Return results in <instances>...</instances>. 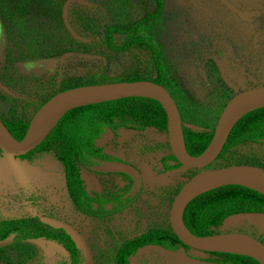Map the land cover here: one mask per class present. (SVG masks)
<instances>
[{"label":"rangeland","instance_id":"obj_1","mask_svg":"<svg viewBox=\"0 0 264 264\" xmlns=\"http://www.w3.org/2000/svg\"><path fill=\"white\" fill-rule=\"evenodd\" d=\"M63 1L0 0V83L7 89L0 86V118L27 121L46 98L64 87L124 80L130 75L152 80L157 75L146 46L116 52L104 42L108 25L128 26L155 9L153 0L69 2L68 18L86 41L71 37L63 24ZM225 1L229 7L220 0H162L158 17L131 33L112 37L117 45L140 35L154 42L163 85L175 99L184 125L196 130L213 131L216 115L231 95L264 84V0ZM91 110L84 109L81 115ZM96 144L142 171L143 185L132 205L104 219L85 217L59 179L39 176L25 166V171H18L17 162L1 154L0 217L60 216L87 240L89 264H111L123 239L143 229H169L175 192L198 169L179 165L160 173L159 157L171 149L167 133L153 128L140 132L121 128L115 134L106 128ZM148 150L152 153H144ZM235 163L264 168V144L241 141L220 153L209 167ZM88 175L94 181L88 180L91 188L96 180L115 187V176L91 171ZM34 185L46 188L44 197L53 196L48 200L57 204L55 210L31 201L29 189ZM211 230L246 232L264 243V213L229 215ZM54 246L47 251L30 242L11 243L0 248V264H68V252ZM188 252L182 247L171 252L142 246L131 259L132 264H230L219 254Z\"/></svg>","mask_w":264,"mask_h":264},{"label":"water","instance_id":"obj_2","mask_svg":"<svg viewBox=\"0 0 264 264\" xmlns=\"http://www.w3.org/2000/svg\"><path fill=\"white\" fill-rule=\"evenodd\" d=\"M71 1L80 5L89 3L85 0H64L62 3L63 24L70 32L71 37L85 41L86 38L74 30L68 18L69 2ZM220 1L229 7L226 1ZM0 86L6 89L1 83ZM140 95L157 100L163 107L170 154L181 165L198 169L175 192L169 208V230L191 249L247 255L256 259L259 264H264V243L256 236L240 231H216L198 235L190 231L183 220L186 205L197 195L218 185H241L264 195V168L259 165L235 163L209 167L240 116L253 108L264 107V84L242 89L226 100L216 115L210 141L203 151L195 155L187 152L182 117L171 93L163 84L141 77L131 81H102L101 83L65 87L54 93L34 111L30 116L26 131L20 139L13 136L3 119L0 118V152L9 157H19L27 153L28 150L34 149L47 137L60 117L69 109L101 103L105 100ZM95 160L96 163L91 166V169L95 171L121 172L131 177L132 185L125 194L130 197L137 195L142 183V174L136 166L123 160ZM53 226L62 227L71 235L76 246L82 252L83 258L79 264L91 263V250L81 232L72 227L69 222L55 221ZM14 236V233H10L7 237L0 239V247L11 244ZM24 241L47 251L51 250V244H55L52 241L48 244L43 236H28Z\"/></svg>","mask_w":264,"mask_h":264},{"label":"trees","instance_id":"obj_3","mask_svg":"<svg viewBox=\"0 0 264 264\" xmlns=\"http://www.w3.org/2000/svg\"><path fill=\"white\" fill-rule=\"evenodd\" d=\"M153 1L156 4V10L139 18V20L132 25L128 27L108 25L105 29L104 42H106L110 50L116 52L127 50L130 46L137 45L138 42L144 44L151 52L152 61L156 69L157 75L152 80L163 84L162 66L153 42L144 36L129 40L123 45H117L112 41L115 32H130L146 19L148 20L159 15L163 10L162 0ZM139 78L140 77L130 75L124 80L131 81ZM90 108L94 110H91L84 116L81 115L82 110ZM164 113L163 107L157 100L141 95L123 97L110 101L105 100L101 103L69 109L60 117L58 123V127L65 123V138L53 137L54 132L58 129V127H56V129L51 131L38 147L35 148H39L42 145L52 146L54 153L59 156L65 166L67 192L71 200L77 206H81L82 204L79 200L78 192L81 188L82 180L78 172L79 167L77 166V159L81 162L88 163L84 159L82 154L83 151L89 152L92 155L95 152H101V147L96 148L94 146V139L103 132L106 125L113 129L120 125H128L125 120L116 123H108L102 120V122L98 121L93 123L95 122L94 117L102 118V116L106 115L110 118H123V116H133L143 119L138 127L152 125L159 129H166V118ZM28 121L29 120H4L7 128L13 136L18 139L22 138L24 135ZM90 129L92 133L89 135L88 130ZM183 132L186 148L188 150L187 152L195 155L204 150L211 139L213 131L192 129L186 127L183 123ZM258 135L264 137V107L253 108V110L240 116L229 131L222 148L216 154L217 156L215 158H217L220 153L241 141L257 139ZM34 149L28 151H33ZM24 155L25 154L20 156L24 157ZM163 160L165 162L167 160L175 161L172 165L168 163L165 164L166 169L176 168L178 165H181L171 154H167ZM254 211L264 213V195L241 185H218L193 198L185 207L183 220L190 231L198 235H204L214 233L211 229L221 223L224 216L228 214ZM11 231L16 232L12 243L23 242L28 236H43L46 239L57 242L68 251L70 259L68 264H79L81 261L80 249L76 246V243L68 231L60 227L50 226V224L42 222L38 217L29 215L28 217L16 219H0V239L7 237ZM143 244H157L169 249H177L179 245H182V247L186 249L189 248L169 229L150 228L124 241L117 252L115 261L120 264H128L127 256L135 252L137 248ZM210 253L219 254V256L223 257V262L230 264H259L256 259L247 255L222 253L219 251Z\"/></svg>","mask_w":264,"mask_h":264},{"label":"flooded vegetation","instance_id":"obj_4","mask_svg":"<svg viewBox=\"0 0 264 264\" xmlns=\"http://www.w3.org/2000/svg\"><path fill=\"white\" fill-rule=\"evenodd\" d=\"M154 4H155V2H154ZM155 10H156V4H155V9L152 12H154ZM162 11H161V13H162ZM61 13H62V10H61ZM146 14H144V15H146ZM159 15H157V16H155L153 18H156ZM143 16H141V17H143ZM141 17H139V18H141ZM153 18L148 19V20L146 19L145 21H143L142 23H140V25L143 24V23H146V22H148L150 20H152ZM133 23L129 24L128 26L132 25ZM140 25L136 26L132 31H134L135 29H137ZM112 26H115V25H112ZM128 26H126V27H128ZM116 27H119V26H116ZM132 31L127 32V33L115 32L114 34H120V33L128 34V33H131ZM114 34H113V37H114ZM143 36L144 35L130 37L126 42H128L129 40H132L134 38H139V37H143ZM144 37L147 38L148 40H150L147 36H144ZM139 46L144 47L145 45L142 44L141 42H138L137 45H132L130 47H139ZM61 90H63V89H61ZM58 91H60V90H58ZM52 95H50L49 97H51ZM48 98H46L43 102H45ZM94 120H95V122H93V123H96L98 121L99 122H102V120L107 121L108 123H112V122L113 123H116V122H122V121L125 120L126 123H128V125H120L117 128H115V129L109 127L108 125H106L104 127L103 132L106 130V128H108V130H110L111 133H114V134L115 133H118L119 132V129H121V128L133 130V131H136V132L145 131V128L146 129L147 128H153V129L157 130L158 132L159 131H165L166 132V129H159V128H157L155 126H152V125H147V126L145 125L144 127H138V125H140V122H142L143 119L142 118L133 117V116L132 117H130V116H123V118H118V117L110 118V117H108V116L105 115V116H102V118L94 117ZM3 121H4V119H3ZM59 121H58V123H59ZM58 123L54 126V128L51 131H54L56 129V127H58ZM91 129L88 130L89 135L92 133L91 132L92 131ZM103 132L100 133V135L97 136V137H95V139H94L95 140L94 146L96 148H99L100 147V146H98L96 144V140H97V138H99L103 134ZM54 136L59 137V138H65V123L62 124V125H60L58 127V129H56V131L54 132L53 137ZM244 142H251V143H253V142H259V143H263L264 144V137L258 135L257 136V139L244 140ZM144 153L149 154V153H152V151L151 150H148L146 152L144 151ZM1 154L2 153L0 152V155ZM82 154L84 156V159L88 163L81 162L80 160L77 159V164H78L77 166L79 167L78 172H79L80 179L82 180L81 188L79 189V192H78V194H79V200H80V202L82 204L81 206H77L71 200V197L69 196V193L67 192V189H66L67 186H66V182H65L66 181V177H65V173H66L65 166L63 165V163L60 160L59 156H57L54 153L52 146L42 145L39 148H35L33 151H28L27 153H25L24 157L19 156V157H12V158H13V161L15 160L17 162V164L16 163L15 164L13 163V164H14V167L15 168H18V171L19 170L25 171V169H22V166H25L26 168L27 167H30L31 170L32 171H35V173H38L39 176H42V175H45V176L53 175L57 179H59L60 182H63V184H64V187L63 188L66 190V193L68 194L71 203L85 217L95 218L97 220L104 219L105 216L108 217L111 214L121 212L124 209L128 208L130 205H132V203H134V201L139 196L140 190H141L142 185H143V174H142V171H140V169L136 165H134L131 161H128L127 159H124L123 157H120V156H117V155L108 153L107 151H104L103 148H102L101 152H98V153L95 152V153H93V155L90 154L89 152H85V151H83ZM166 155L167 154H164V155H161V157H159V163L161 164V171H160V173H162L163 171H169V170H172V169H176L177 168V167L176 168H172V169H166L165 168V166H166L165 164L168 163V164L172 165V164L175 163V161H173V160H167L165 162L163 160V158ZM95 159H101V160H103V159H107V160H123L125 162L131 163L134 166H136L139 169V171L141 172V174H142V183H141V187L139 188V190L137 192V195L134 196V197L126 196L125 193L128 191V189L132 185V179H131V177H129L125 173H121V172H107V171L99 172V171H95V170L91 169V166L94 163H96V160ZM22 161H24V163H22ZM83 170H85V172H86L85 174L82 173ZM90 171L91 172H94L96 174H99L100 176L103 175V174H107V176H115V180H114V184H115L114 186L115 187L114 188H112V187L111 188H108L105 185L103 186L97 180L95 181V186L96 187H92V188L89 187L88 180H91V177H92V175H88V172H90ZM154 171H157V170H154ZM35 178L38 179V176L36 175ZM91 181L94 182L93 180H91ZM1 185L2 184H1V181H0V186ZM36 186L37 185H34L33 187H30V189H29L31 196L33 197V199L32 200L30 199V200L33 201L36 204H40L39 205L40 207L42 206V208H45L48 211L55 210L54 207L57 204H54L53 202L51 203V201L48 200V197L49 198H52L53 196L50 195L48 197L47 196L44 197V194H42V193L44 191H47L46 188H44V186L41 185L39 188L37 187L35 189ZM17 190H19V188ZM56 212H57V210H56ZM254 212H258V211H254ZM254 212H237V213H233V214H228V215L224 216V218L227 217V216H229V215L240 214V213H254ZM258 213H260V212H258ZM29 215H31V214H29ZM28 216H25V217H28ZM31 216L38 217L42 222L48 223V224H50V226H53V222H55V221L69 222L67 220L66 221L62 220L60 216L59 217H55V216L51 215V217H45L44 218V217H41L40 215H38L36 213H35V215H31ZM23 217L24 216H20V217H7L5 219H16V218H23ZM70 225L72 226V224H70ZM53 227H58V226H53ZM60 228H62V227H60ZM146 230H148V229H146ZM143 231H145V230L144 229L141 230V232H143ZM141 232L134 233L131 236L123 239L116 246V248H115V250L113 252L112 263L111 264H120V263H118V262L115 261V257L117 255V252H118L119 248L121 247L122 243L124 241H126L127 239L133 237V236H136L138 234H141ZM11 233H14L16 235V232L11 231ZM46 240H47V243L48 244L51 241L55 243V244H51V247L50 248L55 247L54 245L60 246L57 242H55L53 240H49V239H46ZM23 242H26V241L23 240ZM142 246H144V247H147V246H158V247L163 248L164 250L171 251V252L178 251L179 248L182 247V245H179V247L177 249H169V248H164V247H162L160 245H157V244H145V245L143 244ZM142 246L138 247L135 252H133L132 254H130V255L127 256L128 264H132L133 263L131 257H133L135 254H137V252L139 251L140 248H142ZM182 248L185 251H187V253H189L188 251L191 249V248L186 249L184 247H182ZM41 249H43V248H41ZM64 251H67V250L64 249ZM80 252H81V250H80ZM208 253H210V252H208ZM81 261H80V263H81Z\"/></svg>","mask_w":264,"mask_h":264},{"label":"crops","instance_id":"obj_5","mask_svg":"<svg viewBox=\"0 0 264 264\" xmlns=\"http://www.w3.org/2000/svg\"><path fill=\"white\" fill-rule=\"evenodd\" d=\"M225 1V0H224ZM24 121V120H23ZM25 217V216H24ZM5 218H7V217H0V219H5ZM61 247V246H60ZM2 248V247H1ZM62 248V247H61ZM63 249V248H62ZM64 250V249H63Z\"/></svg>","mask_w":264,"mask_h":264}]
</instances>
